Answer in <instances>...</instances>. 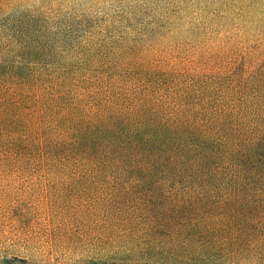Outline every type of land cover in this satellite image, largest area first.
Masks as SVG:
<instances>
[{
	"label": "trees",
	"instance_id": "16d2710c",
	"mask_svg": "<svg viewBox=\"0 0 264 264\" xmlns=\"http://www.w3.org/2000/svg\"><path fill=\"white\" fill-rule=\"evenodd\" d=\"M15 2L0 0V171L148 189L140 195L175 202L153 218L201 224L193 234L209 258L243 226L264 256V51L189 57L172 46L171 31L194 18L209 30L191 34V48H205L217 13H188L202 0L142 22L147 0L119 21L71 10L64 22L45 4L14 13Z\"/></svg>",
	"mask_w": 264,
	"mask_h": 264
},
{
	"label": "rangeland",
	"instance_id": "374dc122",
	"mask_svg": "<svg viewBox=\"0 0 264 264\" xmlns=\"http://www.w3.org/2000/svg\"><path fill=\"white\" fill-rule=\"evenodd\" d=\"M133 1L16 0L12 9L23 13L45 4L58 12L62 22L68 21L71 10L119 21L121 12L132 14ZM173 1L142 2L145 7H139L135 22L147 21L146 15H161L165 8L174 7ZM202 1L201 14L197 4L188 13L200 21L217 13L212 31L205 36V48H191V34L203 36L209 30H196L194 18L182 20L178 30L171 31L172 46L179 44L189 57L222 50L253 53L257 46L264 51V0ZM79 177L68 172L0 171V264H264V256L249 249L245 226L230 228L233 234L240 233L238 240L229 247L220 241L209 258L193 234H198L199 222L193 232L181 217H152L153 209L173 206L172 199L147 198L140 193H149L148 189L91 183ZM215 225L225 229L221 221Z\"/></svg>",
	"mask_w": 264,
	"mask_h": 264
}]
</instances>
